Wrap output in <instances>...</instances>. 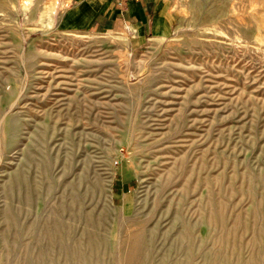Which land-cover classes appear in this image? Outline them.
I'll return each mask as SVG.
<instances>
[{"label":"rangeland","instance_id":"rangeland-1","mask_svg":"<svg viewBox=\"0 0 264 264\" xmlns=\"http://www.w3.org/2000/svg\"><path fill=\"white\" fill-rule=\"evenodd\" d=\"M159 2L0 0V264H264V0Z\"/></svg>","mask_w":264,"mask_h":264},{"label":"crops","instance_id":"crops-1","mask_svg":"<svg viewBox=\"0 0 264 264\" xmlns=\"http://www.w3.org/2000/svg\"><path fill=\"white\" fill-rule=\"evenodd\" d=\"M70 23L96 32L131 30L136 36L153 34L159 0H74Z\"/></svg>","mask_w":264,"mask_h":264}]
</instances>
